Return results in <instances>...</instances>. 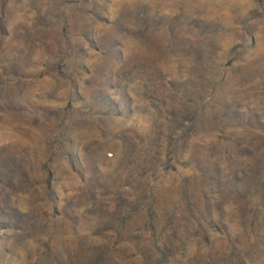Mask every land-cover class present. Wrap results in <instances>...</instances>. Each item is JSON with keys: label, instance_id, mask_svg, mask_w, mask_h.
Returning a JSON list of instances; mask_svg holds the SVG:
<instances>
[{"label": "rangeland", "instance_id": "rangeland-1", "mask_svg": "<svg viewBox=\"0 0 264 264\" xmlns=\"http://www.w3.org/2000/svg\"><path fill=\"white\" fill-rule=\"evenodd\" d=\"M0 264H264V0H0Z\"/></svg>", "mask_w": 264, "mask_h": 264}]
</instances>
